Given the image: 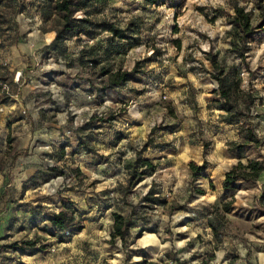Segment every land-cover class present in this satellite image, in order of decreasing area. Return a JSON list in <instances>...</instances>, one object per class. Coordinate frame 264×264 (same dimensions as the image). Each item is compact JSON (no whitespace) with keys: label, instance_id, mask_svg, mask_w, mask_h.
<instances>
[{"label":"rangeland","instance_id":"374dc122","mask_svg":"<svg viewBox=\"0 0 264 264\" xmlns=\"http://www.w3.org/2000/svg\"><path fill=\"white\" fill-rule=\"evenodd\" d=\"M59 1L0 0V264H264V173L224 187L264 163V0H64L56 40ZM62 198L84 229L50 236Z\"/></svg>","mask_w":264,"mask_h":264},{"label":"trees","instance_id":"16d2710c","mask_svg":"<svg viewBox=\"0 0 264 264\" xmlns=\"http://www.w3.org/2000/svg\"><path fill=\"white\" fill-rule=\"evenodd\" d=\"M230 2H234V0H230ZM259 3H262L263 0H258ZM234 11H235V17L234 21L235 23L240 27V29L243 31L245 36L250 35L253 32V27L251 25L250 21V15L249 13L245 10V8L241 7L239 4H234L233 5ZM56 10L64 13V21L65 24L62 26L60 31L58 32L56 36V40H61V37L64 33H69L74 29L73 23L71 21L70 15L73 12V6L71 2L69 1H59L56 4ZM264 26V21L260 25V28ZM116 37H120L123 40H127L128 36L122 32L121 30L112 27L110 30ZM211 62L213 66L216 69H219V64L217 63L216 59L212 58ZM218 83H219V90L221 93V96L224 99L228 98V90L225 88L224 81L220 78H217L214 76ZM112 79L116 80L117 84H123L128 81V73H115L112 76ZM239 115H243L242 113H239ZM117 118H114L116 120ZM225 122L228 124L233 123V115L231 114V111L228 112L227 116L224 118ZM97 118H92L91 121H96ZM101 121V119H98ZM113 120V119H112ZM248 142L251 143H256L258 144L259 142L254 138L253 134L251 131L248 132ZM10 143V142H9ZM232 146L236 147V150H241L244 145L243 144H236L232 143ZM147 166L153 167V164L149 161H144ZM190 166L192 167V170L196 175H198L201 171L205 170V166H196L194 163L191 162ZM264 173V163L260 161H255V160H249L247 164H244L243 162H239L237 165H235L228 173H226V179L224 183V187L226 189L233 188L238 182L244 181H257L261 175ZM145 172H141L140 177L144 176ZM151 191L148 193L147 197L151 195ZM194 195L197 198H201L205 196V192L203 190H194L193 191ZM264 200V194L261 198ZM62 209L59 213L55 214L53 218L51 219L50 223L52 225V229L49 231L50 236H54L56 232H63L68 230L69 228L74 227L75 225H78L79 229L82 230L84 229V226L80 225V223L77 220V212L73 210L72 208V203L67 199V198H62ZM232 203L234 204V208H232L230 203H226L223 206V211L224 213L228 215H235L236 212L240 209L241 206V201L238 199L232 200ZM115 223H114V231L112 233V239H115L117 237H120L121 239H125L126 232L130 228V221L126 220L125 217L119 213H114L113 214ZM39 242V239L36 240H28L24 242V245L28 249H34L36 248L37 244ZM46 245H42L40 247L41 250H44Z\"/></svg>","mask_w":264,"mask_h":264}]
</instances>
